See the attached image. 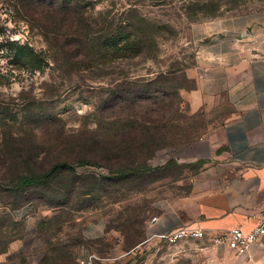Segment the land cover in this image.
Returning a JSON list of instances; mask_svg holds the SVG:
<instances>
[{
  "label": "rangeland",
  "instance_id": "374dc122",
  "mask_svg": "<svg viewBox=\"0 0 264 264\" xmlns=\"http://www.w3.org/2000/svg\"><path fill=\"white\" fill-rule=\"evenodd\" d=\"M75 12L84 19L76 30L45 22ZM246 14L264 15V0H0V264H75L88 253L126 254L116 264H209L196 257L194 239L147 241L146 222L154 199L176 191L197 168L181 160L185 147L230 113L224 105L188 114L180 92L192 86L186 69L198 57L193 26ZM126 19L162 28L132 53L107 45L95 53L96 63L86 61L84 26L92 23L103 41ZM59 29L70 33L69 42ZM19 47L34 58L22 57ZM150 89L149 99L131 105L132 92ZM133 109L153 110L179 130L152 158L142 157L151 172L102 184L106 169L72 164L74 171L18 186L30 167H48L68 136L73 142L109 132ZM96 219L106 221V235L88 239L84 231Z\"/></svg>",
  "mask_w": 264,
  "mask_h": 264
},
{
  "label": "crops",
  "instance_id": "0c3cea01",
  "mask_svg": "<svg viewBox=\"0 0 264 264\" xmlns=\"http://www.w3.org/2000/svg\"><path fill=\"white\" fill-rule=\"evenodd\" d=\"M192 31L198 57L186 74L195 86L180 92L188 114L224 105L230 113L185 147L181 160L197 168L176 191L154 199L147 241L180 227L201 228L206 235L194 238L196 257L209 264H264V237L245 256L214 242L235 227L249 231L264 217V15L200 22ZM106 227L96 219L84 235L101 239Z\"/></svg>",
  "mask_w": 264,
  "mask_h": 264
},
{
  "label": "trees",
  "instance_id": "16d2710c",
  "mask_svg": "<svg viewBox=\"0 0 264 264\" xmlns=\"http://www.w3.org/2000/svg\"><path fill=\"white\" fill-rule=\"evenodd\" d=\"M66 1V0H64ZM66 3V2H64ZM78 14L67 18L56 19L49 17L45 20L48 28L59 27L60 24H70L75 30L79 24L84 23V19ZM109 28V27H108ZM162 26L155 25L151 22H145L142 27L136 24L135 19H126L123 24L118 25L114 31H109L107 35L100 41V36L95 37V29L92 23L84 26L85 32L80 34L84 41L82 44L83 55L86 61L93 64L98 60L95 53L105 50L107 45L118 47L119 51L134 52L137 45L143 44L145 41L152 40V35L156 33V29H161ZM49 29V30H50ZM60 30V29H59ZM50 32H53L50 30ZM141 33V34H140ZM53 34V33H52ZM70 33L60 30L59 38H65L69 42ZM142 36V37H139ZM22 51V57L32 59L34 53L28 47H19ZM34 60V59H33ZM35 61V60H34ZM192 86L187 89L194 88L195 84L189 79ZM152 85L149 84L148 88ZM158 91H156L157 93ZM135 93V94H134ZM137 93V94H136ZM139 92H132V103L140 100L144 96H152L154 91L147 90L138 95ZM126 94V93H125ZM157 98V97H155ZM154 111H146L140 113L130 110L127 114L125 122L120 124V121L112 123V129L109 132L99 134H89L75 138L71 142L70 136L67 137L68 142L62 148L55 149L54 161L45 169L37 168L32 170L31 167L26 174L21 175L18 179V186L32 187L42 182H47L53 175L66 171H74L72 164L83 166H97L107 170L108 174L101 176L102 184L110 179L121 180L135 176H143L146 172H151L146 163H143L144 155L152 158L156 151L165 147V142L176 132L178 128L173 123H168L163 115L153 114ZM118 116V115H114ZM118 124V126H116ZM37 154L29 157L34 159ZM137 239L139 238L136 237ZM142 240H137L133 247L140 244Z\"/></svg>",
  "mask_w": 264,
  "mask_h": 264
},
{
  "label": "built area",
  "instance_id": "2783aa9c",
  "mask_svg": "<svg viewBox=\"0 0 264 264\" xmlns=\"http://www.w3.org/2000/svg\"><path fill=\"white\" fill-rule=\"evenodd\" d=\"M153 218L151 221H155ZM206 232L201 228L180 227L171 233L152 234L160 240L166 242H176L181 239H196L205 237ZM264 237V217L249 231H245L241 227L232 228L225 233L214 237V242L218 244H227L237 256H245L248 254L251 245L261 241ZM120 257H102L95 253L78 259L75 264H116Z\"/></svg>",
  "mask_w": 264,
  "mask_h": 264
}]
</instances>
